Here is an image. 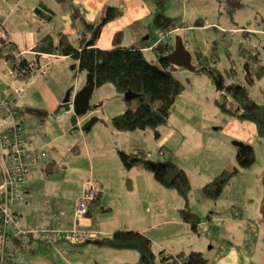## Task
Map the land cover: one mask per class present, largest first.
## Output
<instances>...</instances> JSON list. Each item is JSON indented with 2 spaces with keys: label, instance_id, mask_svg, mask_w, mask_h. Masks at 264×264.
<instances>
[{
  "label": "rangeland",
  "instance_id": "rangeland-1",
  "mask_svg": "<svg viewBox=\"0 0 264 264\" xmlns=\"http://www.w3.org/2000/svg\"><path fill=\"white\" fill-rule=\"evenodd\" d=\"M145 2L154 8L152 0ZM2 11L0 0L1 15ZM18 19V14H14L6 24L7 28L14 30L11 35L19 47L25 48V32L33 25ZM150 19L153 32L142 27H134L135 31L125 29L122 44L143 42L149 34L151 38L147 41L153 43L154 38H159L156 33L159 20H166L169 31L163 39L174 45L176 37H181L185 48L193 55V64L220 71L226 83L244 84L250 97L264 104V76L250 84L243 70L244 57L249 54L257 57V64L264 66V0H167L163 16L157 18L154 14ZM175 27L177 29L172 30ZM131 33L137 40L132 42ZM154 54L153 50L145 51L147 58L158 63ZM195 54L201 55L199 59ZM7 58L11 60V57ZM60 61V57L50 60L53 67L50 82L59 88L66 87L62 99L68 92L70 109L60 108L53 114L56 107L45 116L18 112L24 133L34 148L45 152V157L33 164L30 188L24 193V202L13 205V209L21 214L23 222L33 226L44 228L53 227L58 222L62 224L67 215L73 216L74 200L80 195L83 183L90 181L102 191L99 198L102 203L94 206L87 217L93 220L90 228L94 229L96 237L122 226L128 229L146 227V234L158 240L189 233V227L183 224L178 211L185 200L174 189L155 180L141 165L126 169L118 150L130 153L140 149L148 159L161 161L170 158L182 166L190 182L188 207L204 219L208 211L200 192L201 184L219 174L221 171L218 170L232 153L229 166L236 165L237 149L232 143L237 139L225 130L228 114L221 106L229 107L230 95L216 90L207 72L176 67L173 73L185 88L176 96L167 122L156 128L119 131L112 126L111 118L127 107L135 106V100L125 102L113 84L105 82L94 88L89 109L77 118L78 128L71 131L72 102L85 84V74L77 65L73 66V58ZM11 77L8 70L6 74L0 72V90L7 91L9 86L12 90L15 86L21 87L20 105L22 98L29 94L33 93V98L37 99L36 85L46 80L41 73L32 74L25 80ZM75 85L79 88L77 91ZM92 118L98 120L87 131H82L81 126ZM11 124V118L0 114V132L6 131ZM251 145L256 160L248 180L253 185L259 178L256 173L261 174L264 169V138H256ZM179 219L182 224L177 222ZM80 223V227L86 228L82 221ZM93 243L63 242V253L54 254L43 244L34 242V255L26 256L25 264H74L76 261L83 264H134L137 260L135 250L112 249Z\"/></svg>",
  "mask_w": 264,
  "mask_h": 264
},
{
  "label": "trees",
  "instance_id": "trees-1",
  "mask_svg": "<svg viewBox=\"0 0 264 264\" xmlns=\"http://www.w3.org/2000/svg\"><path fill=\"white\" fill-rule=\"evenodd\" d=\"M157 18H161L167 0H152ZM36 13L40 18L49 21L53 13L43 7H37ZM123 8L119 5H105L97 22L82 21L83 31L79 39V46H75L67 35L61 31L47 33L32 47L37 53H52L69 56L76 60L73 66L79 68L85 74L90 73L95 81V86L105 82H111L120 95L125 96L127 103L135 100V106H129L122 113L111 118L112 126L119 131L156 128L167 122L170 108L178 94L185 88L181 80L173 73V68L163 58L165 52L151 49L156 54L157 62L147 58L142 48L146 46V40L132 45H122L121 31L114 34L112 46L102 49L96 46V40L103 25L119 17ZM172 25V21L170 22ZM165 28L168 33V22L162 21L156 26ZM55 34V36H54ZM148 36H151L149 34ZM55 37H58L57 40ZM169 48L166 46V52ZM15 48L13 42L7 37L0 39V58H14ZM199 59L200 54H195ZM193 57V55H192ZM245 58L243 70L246 72L248 83L264 76V66L257 64V57L249 54ZM193 59V58H192ZM193 61V60H192ZM19 69L14 78L24 79L33 73V68L27 63L26 58L18 62ZM200 66V67H199ZM196 72L205 71L209 74L216 90L225 91L232 99L229 107L223 105L222 109L227 114L240 120H248L256 126L257 138H264V104L256 102L250 97L244 84L226 83L222 73L213 67H204L194 63ZM231 69V74H234ZM254 74V75H253ZM19 113L31 112L39 116L47 115V110L38 107H17ZM98 120V119H97ZM122 165L129 169L141 165L149 171L153 178L167 188L174 189L184 200V205L178 209L182 221L188 223L193 232H199L200 218L190 210L187 204V194L190 190V182L185 170L169 159L154 161L146 158L144 151L127 153L118 150ZM255 161L253 146L242 142L237 146L236 165L223 169L217 176L206 182L200 191L208 199L215 200L223 192L229 183L241 169L250 167ZM37 162V161H35ZM34 162V163H35ZM97 245L112 249H131L138 253V260L134 264H212L200 250L187 252L165 253L161 250L155 254L152 250L151 239L143 232L136 229L120 228L110 235L93 240Z\"/></svg>",
  "mask_w": 264,
  "mask_h": 264
},
{
  "label": "crops",
  "instance_id": "crops-1",
  "mask_svg": "<svg viewBox=\"0 0 264 264\" xmlns=\"http://www.w3.org/2000/svg\"><path fill=\"white\" fill-rule=\"evenodd\" d=\"M1 2L3 5V14H0V19L4 18L7 23V19L10 16L18 14V17L20 18L18 19L19 22H27L33 25L32 29L26 30L25 32V48H20L16 40L12 38L11 31L13 29L7 28V24L6 37L11 42H13L16 55H19L22 52L23 57L27 60L37 61V66L33 69L32 74L36 75V73H41L43 77H46V80H42L36 85V94L38 95L37 99L33 98L34 94L32 93L27 97L22 98L21 105L19 102L20 94L17 95L15 100L20 107L44 108L47 110V113L54 111L56 107H58V105L62 101L63 93L66 89V87L59 88L55 84H51L50 72L53 70V67L50 60L52 58L60 57V59H62V61L60 62H63L65 60L69 61V59L72 58L69 56L58 54L37 53L33 51L32 47L45 34L49 32L55 33L57 31H61L63 34L68 36V38L75 46L78 47L79 39L82 36L83 31L82 21L86 20L88 22H97L100 19L103 8L108 4L121 6L123 8V13L119 17H116L103 25L95 43L97 47L102 49L111 48L114 34L117 31H121L123 33L122 39L124 37L125 29L129 31L130 28H132L133 31H135L137 29H134V27H142L150 33L153 32V25L150 17L154 18L155 11L154 8L152 9L150 4L145 2V0H19L17 8H14L12 0H1ZM40 6L43 7V9L46 8L53 13L52 18L48 22L45 21V18H40V16L36 13V8ZM11 8H14L15 11L13 13L6 14V9ZM156 29L162 30L159 27H156ZM175 29L177 28L175 27L172 30ZM162 31L165 33V30ZM132 34L133 33H131V35ZM165 37L166 35L164 34V38ZM55 38L57 40L58 37ZM131 38L132 42L134 40H137L134 34L131 36ZM150 38L151 36H148V38L145 37V40L147 41ZM155 41V38L153 40V43L147 41L146 46L142 48L143 51L145 52L147 50H152L151 47L154 46ZM136 43H140V41L137 40ZM1 58L0 62L2 61ZM153 58L156 59V54L153 55ZM74 61L76 63V60ZM175 68H173V72L175 71ZM192 70H194V68ZM0 72L6 74V70L1 68V65ZM15 88L21 87L15 86ZM78 89L79 88L77 87L75 91H77ZM11 90L12 89H10L9 86L8 90L3 92L10 93ZM20 122H22L21 119ZM225 130L233 135L234 138L237 139L236 141L239 142L251 144L257 138L256 126L252 122L248 120H240L229 114L228 125L226 126ZM28 141V144L33 147L31 141L29 139ZM234 146L237 149V146ZM233 154L234 153H232V155ZM231 157H228V159L226 158L220 168L221 170H218L219 172L223 169L231 168V166H229ZM41 161L42 159L35 162L34 164ZM251 168L252 165L248 168L241 169L235 176H233L217 199H208L202 195V197L204 198L206 211L208 212L204 219H202V216L197 214L200 218V223L198 225L199 232H193L190 228V225L184 221L183 224L189 227L190 232L184 233V235L179 237L167 238L166 240H158L156 237L151 238L148 234H146V231L148 229L146 227H141L139 229L136 228V230L145 233L148 237L151 238L152 250L155 254L159 253L161 250H164L165 253L200 250L212 264H264V169H262L261 174H259L258 172L256 173L259 178L254 180V184L251 185L250 180H248L249 175L251 174ZM217 174H215L213 178ZM31 179L32 176H30L25 185L24 193L28 192L30 188L29 181ZM210 180L211 179L206 180V182ZM206 182L201 184V187ZM234 183H238V185H234ZM84 184L85 182L81 187L80 195L82 193ZM101 193L102 191L99 190L96 199L89 204L87 213L78 218V224L81 225L80 222L82 221L84 223L82 225L87 229H91L90 227L92 226H90V224L93 223V220L91 218L87 219V217L91 215V210L94 206L97 207L99 206V203H102L99 199ZM80 195H78L74 200L75 207L77 198ZM15 204L19 203L12 204V209L13 205ZM100 205L102 206V204ZM14 211H16L21 216V214L17 210ZM66 217H64L66 218V222H63L62 224L58 222V224L53 227H67L71 225V214L67 215ZM57 221H59V219H57ZM175 221L176 219L174 218L173 222ZM177 222L182 224L180 219L177 220ZM23 223L27 227L40 228L31 224H27L26 222ZM120 228L128 229L129 227L122 226L115 228L114 230ZM114 230L109 231L113 232ZM111 233L103 235L102 237L108 236ZM96 238H94L93 240H95ZM93 240L90 241L94 242ZM93 244H95V242ZM34 252L35 248L32 245L30 252H27L26 256H33ZM137 260L134 263H136ZM74 264L83 263L81 261H76ZM121 264L124 263L122 262Z\"/></svg>",
  "mask_w": 264,
  "mask_h": 264
},
{
  "label": "built area",
  "instance_id": "built-area-1",
  "mask_svg": "<svg viewBox=\"0 0 264 264\" xmlns=\"http://www.w3.org/2000/svg\"><path fill=\"white\" fill-rule=\"evenodd\" d=\"M12 2L15 8L19 0ZM14 8L6 9V14L12 13ZM5 32L6 21L3 18L0 19V39L6 37ZM156 33L159 38L154 46L163 40L164 34L167 35L160 29ZM16 56L17 60L6 58L0 62L1 68L8 70L13 76L19 69V60L24 58L22 52ZM36 62L27 60L30 67H36ZM21 92V88H15L10 93L0 90V114L12 119L8 129L0 132V264H25L27 252H30L34 242L43 244L48 251L62 254L63 242L77 243L96 238L94 230L78 225V218L87 213L89 204L99 193L96 185L90 181L84 184L82 193L77 198L71 225L67 227H27L21 216L11 208L14 203L24 202L25 185L31 176L32 166L35 161L45 157V152L28 144L18 118L15 99Z\"/></svg>",
  "mask_w": 264,
  "mask_h": 264
},
{
  "label": "water",
  "instance_id": "water-1",
  "mask_svg": "<svg viewBox=\"0 0 264 264\" xmlns=\"http://www.w3.org/2000/svg\"><path fill=\"white\" fill-rule=\"evenodd\" d=\"M146 38H148V35ZM166 46L170 49L169 52H166ZM155 48L156 50L165 52L163 58L167 60L172 66L184 67L191 70L194 68L191 61V53L185 48L181 37H176L174 45H170L167 39H163L156 45ZM95 87V81L92 75L87 73L85 84L77 91L72 102L73 114L71 120V131L78 128L77 118L81 115H84L89 109V99ZM68 95L69 93L67 92L58 105L57 110L54 111L53 114H55L60 108H64L66 110L70 109L71 105L68 100ZM123 99L126 100L125 96ZM96 121V118L86 121L81 126L82 131H87ZM241 143L242 142L239 141H233V144L236 146H239Z\"/></svg>",
  "mask_w": 264,
  "mask_h": 264
}]
</instances>
